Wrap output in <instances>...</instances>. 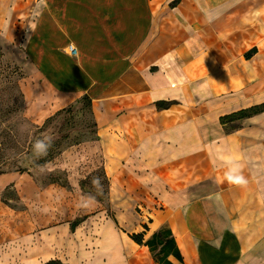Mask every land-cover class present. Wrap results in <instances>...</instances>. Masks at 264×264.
I'll return each mask as SVG.
<instances>
[{"label": "crops", "instance_id": "obj_1", "mask_svg": "<svg viewBox=\"0 0 264 264\" xmlns=\"http://www.w3.org/2000/svg\"><path fill=\"white\" fill-rule=\"evenodd\" d=\"M173 1L43 0L35 10L27 60L54 96L90 100L108 195L141 213L117 223L56 214L44 190L46 214H20L37 236L21 264H157L129 235L160 227L182 257L174 264H264V111L221 121L264 104V0ZM10 183L22 201L36 189L28 175H0Z\"/></svg>", "mask_w": 264, "mask_h": 264}, {"label": "rangeland", "instance_id": "obj_2", "mask_svg": "<svg viewBox=\"0 0 264 264\" xmlns=\"http://www.w3.org/2000/svg\"><path fill=\"white\" fill-rule=\"evenodd\" d=\"M39 1L23 0L14 7V0H5L0 11L9 25L0 27V175H28L36 188L22 201L13 183L0 186V264H21V246L36 245L35 224L20 214H46L38 198L44 190L48 210L56 214L76 210L117 223L116 214L141 213L134 203H117L108 195L90 100L62 99L43 89L26 58L24 39ZM37 140L48 145L43 154L34 151ZM28 228L34 232L23 235Z\"/></svg>", "mask_w": 264, "mask_h": 264}, {"label": "trees", "instance_id": "obj_3", "mask_svg": "<svg viewBox=\"0 0 264 264\" xmlns=\"http://www.w3.org/2000/svg\"><path fill=\"white\" fill-rule=\"evenodd\" d=\"M178 0L171 2V5L175 4ZM167 103H158V106H166ZM264 111V104L253 106L248 109L240 110L234 114L224 116L221 118L222 123L225 120L229 119H239L251 114ZM102 169V167H101ZM103 171V170H102ZM79 220H74L71 224V227L78 222ZM130 238L138 244L146 245L149 250L152 252L153 257L157 264H174L169 260V257H173L178 261H182V257L179 253V250L176 246L175 240L172 236V233L167 227H160L158 230L154 231L147 239H144L143 233H131ZM43 264H66L60 260L53 259L48 260Z\"/></svg>", "mask_w": 264, "mask_h": 264}, {"label": "clouds", "instance_id": "obj_4", "mask_svg": "<svg viewBox=\"0 0 264 264\" xmlns=\"http://www.w3.org/2000/svg\"><path fill=\"white\" fill-rule=\"evenodd\" d=\"M43 3V0H40V4L37 5V7H40L41 4ZM47 144L43 141V140H37L34 144V151L36 152V154H43L46 149H47ZM237 182L239 183H243V177H237L236 178Z\"/></svg>", "mask_w": 264, "mask_h": 264}, {"label": "built area", "instance_id": "obj_5", "mask_svg": "<svg viewBox=\"0 0 264 264\" xmlns=\"http://www.w3.org/2000/svg\"><path fill=\"white\" fill-rule=\"evenodd\" d=\"M67 53L70 54V55H76L77 50L72 44H69L67 46Z\"/></svg>", "mask_w": 264, "mask_h": 264}]
</instances>
